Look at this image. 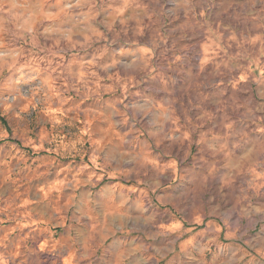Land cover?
Segmentation results:
<instances>
[{
    "label": "clouds",
    "instance_id": "9594fccd",
    "mask_svg": "<svg viewBox=\"0 0 264 264\" xmlns=\"http://www.w3.org/2000/svg\"><path fill=\"white\" fill-rule=\"evenodd\" d=\"M0 264H264V0H0Z\"/></svg>",
    "mask_w": 264,
    "mask_h": 264
}]
</instances>
